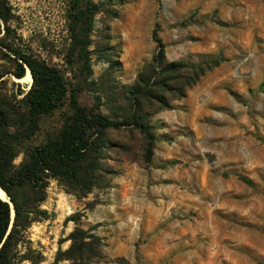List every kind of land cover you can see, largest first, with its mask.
I'll return each instance as SVG.
<instances>
[{"label": "rangeland", "instance_id": "rangeland-1", "mask_svg": "<svg viewBox=\"0 0 264 264\" xmlns=\"http://www.w3.org/2000/svg\"><path fill=\"white\" fill-rule=\"evenodd\" d=\"M93 1L109 14L94 18L86 69L71 53L72 0H3L0 95L19 101L30 86L12 75L7 44L58 67L79 105L109 116L152 61L155 28L167 61L221 62L151 116L149 160L138 133L109 130L108 186L78 197L50 180L47 218L28 228L17 264H264V0ZM71 113L68 95L26 146ZM72 245L83 253L69 258Z\"/></svg>", "mask_w": 264, "mask_h": 264}, {"label": "trees", "instance_id": "trees-1", "mask_svg": "<svg viewBox=\"0 0 264 264\" xmlns=\"http://www.w3.org/2000/svg\"><path fill=\"white\" fill-rule=\"evenodd\" d=\"M71 10V53L88 69L87 48L94 18L109 11L104 3L93 0H72ZM8 15L9 9L0 0V20L5 23ZM151 37L157 44L152 61L145 63L135 81L123 86L120 95L113 98L116 106L111 107L110 116L79 105L74 89L68 88L58 67L11 44L3 46L13 56L12 75L23 78L27 67L32 81L19 101L0 95V188L14 211L11 221V206L0 197V264H17L18 247L28 228L34 221L47 218L46 210L40 205L46 199L50 180H56L78 197L94 188L108 186L115 173L103 162L109 148V130L123 128L138 133L144 143V158L149 160L156 141L151 116L168 109L172 99L183 98L187 90L221 62L217 58L197 63L167 61L156 28ZM68 95L72 113L67 121L41 143L26 146L39 131L40 119L51 115ZM20 153L23 158L15 164ZM241 179L250 183L247 178ZM75 253L81 255L83 247L70 246L68 257L73 258Z\"/></svg>", "mask_w": 264, "mask_h": 264}, {"label": "bare ground", "instance_id": "bare-ground-1", "mask_svg": "<svg viewBox=\"0 0 264 264\" xmlns=\"http://www.w3.org/2000/svg\"><path fill=\"white\" fill-rule=\"evenodd\" d=\"M18 81H22L24 83H26L27 85H30L32 78H31V74L30 72L27 70L26 74L24 75L23 78L18 79ZM28 88V87H27ZM0 197L4 200H7V196L5 195V193L3 192V190L0 188Z\"/></svg>", "mask_w": 264, "mask_h": 264}, {"label": "water", "instance_id": "water-1", "mask_svg": "<svg viewBox=\"0 0 264 264\" xmlns=\"http://www.w3.org/2000/svg\"><path fill=\"white\" fill-rule=\"evenodd\" d=\"M26 70H28V68L26 67ZM29 71V70H28ZM30 88V86L28 87V89ZM4 200V199H3ZM4 201H7L9 204H10V206H11V221H12V218H13V215H14V211H13V208H12V204H11V202H10V200L8 199V197H7V200H4Z\"/></svg>", "mask_w": 264, "mask_h": 264}]
</instances>
